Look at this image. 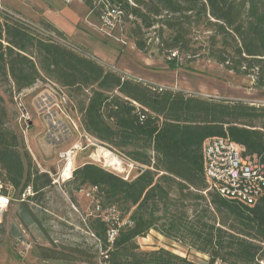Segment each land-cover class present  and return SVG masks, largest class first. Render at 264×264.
Listing matches in <instances>:
<instances>
[{"label": "trees", "instance_id": "obj_1", "mask_svg": "<svg viewBox=\"0 0 264 264\" xmlns=\"http://www.w3.org/2000/svg\"><path fill=\"white\" fill-rule=\"evenodd\" d=\"M132 1L110 0L112 12L134 18L131 36L138 50L146 51L143 31L158 27L160 46L176 67L174 53L193 51V33L206 29L203 56L226 71L252 77L255 88L264 89V0ZM84 3L101 16L94 0ZM37 25L63 42L0 16V78L19 96L41 80L68 92L70 99L86 94L87 102L79 103L81 129L142 167L134 179L125 180L101 166L85 164L77 166L67 182L72 201L77 192L95 190L98 214L88 228L100 243L102 262L199 264L166 249L142 251L137 240L157 231L179 242L189 238L197 252L209 257L207 264L264 263V193L253 206L215 191L204 194L209 189L207 141L228 137L247 155L264 161V106L190 95L123 76L79 54L52 24ZM8 119L0 94V197H9L10 189L20 195L34 191L19 213L27 229L36 222L30 202L38 201L37 195L53 181L33 166L23 138L7 127ZM114 229L118 234L111 243ZM0 230L6 232L1 221ZM12 235L18 236L17 230ZM41 250L45 260L92 264L85 251Z\"/></svg>", "mask_w": 264, "mask_h": 264}, {"label": "rangeland", "instance_id": "obj_2", "mask_svg": "<svg viewBox=\"0 0 264 264\" xmlns=\"http://www.w3.org/2000/svg\"><path fill=\"white\" fill-rule=\"evenodd\" d=\"M94 4L101 16L96 17L91 13L88 19L87 25L93 32L91 39L85 45L69 41L79 54L123 76L153 86L205 98L244 101L258 107L264 106V89H256L252 77L226 71L215 61L203 56L209 37L206 29L193 33V51L187 54L174 53L177 57L176 67H172L168 62L169 54L160 46L158 27L143 31L147 47L142 52L131 36L134 18L126 20L121 13L112 12L110 0H94ZM60 90L62 89L41 80L36 87L19 96L13 94L11 86L0 78V94L5 99L9 113L7 127L23 138L33 166L41 174H48L54 183L63 168L60 153L77 146L79 150L75 153V167L96 164L125 179L128 176L129 179H134L140 171L131 173V160L101 144L81 129L79 103L87 102V95L70 99L68 92L63 91L66 92L69 103L61 105V99L56 94H61ZM57 105H60L65 115L57 109ZM25 111L31 121L26 122L22 118ZM103 151L117 157L122 163L121 168L111 166L103 156ZM68 189L67 183L53 184L37 195L38 201L29 204L36 222L30 223L27 229L21 226L19 213L23 202L34 196V191L28 189L25 194L20 195L15 190H9L10 203L4 213L0 214V221L6 231L3 234L0 230V264H88L42 259V248L63 253L85 251L89 253L92 264H104L100 257V243L88 228L89 221L98 214L94 211L95 190L87 188L77 192L72 201L67 193ZM3 205L4 201H1L0 208ZM188 215L192 216V209L188 210ZM103 216L111 218L107 213ZM13 229L17 230L18 236L12 235ZM137 242L142 251L166 249L199 264H207L209 260L207 255L197 252L191 246L189 238H182L179 242L173 238L168 239L157 231H151L146 238H139Z\"/></svg>", "mask_w": 264, "mask_h": 264}, {"label": "built area", "instance_id": "obj_3", "mask_svg": "<svg viewBox=\"0 0 264 264\" xmlns=\"http://www.w3.org/2000/svg\"><path fill=\"white\" fill-rule=\"evenodd\" d=\"M64 1L70 3L73 0ZM0 16L9 17L15 21L25 23L31 26L38 33L47 37H52L61 43L63 42L53 33L47 32L36 23L30 22L22 17L8 12L1 4ZM50 85L56 87L53 84ZM161 88L167 89L164 87ZM29 91L30 90L26 92ZM60 93L61 94L56 93L61 99L60 104L63 103V105H68L69 102L65 93L62 90H60ZM57 109L65 115V112L60 105H57ZM22 118L25 119L26 122L31 121V117L26 111L23 112ZM77 150H79V147L75 146L71 150L60 153L59 158L61 163H63V168L58 174L57 179L54 180L53 184L67 183L73 178V174L76 170V167L74 166V158ZM245 152L246 151L243 147L235 144L228 137L212 139L205 143V174L209 185V189L204 193L205 195L209 191H215L224 198L237 200L249 206L256 204L257 200L264 193V161L257 155H247ZM141 169L142 167L140 165L132 162L131 173L135 170L140 171ZM125 180H130L129 176ZM2 188V183L0 181V193ZM0 200L4 201L3 207L0 208V214H3L4 210L10 203V198L0 197ZM117 234L118 230L115 229L110 232L109 241L111 243L115 241ZM216 264L222 263L218 261Z\"/></svg>", "mask_w": 264, "mask_h": 264}, {"label": "crops", "instance_id": "obj_4", "mask_svg": "<svg viewBox=\"0 0 264 264\" xmlns=\"http://www.w3.org/2000/svg\"><path fill=\"white\" fill-rule=\"evenodd\" d=\"M0 4L8 12L30 22L52 24L75 44L85 45L91 39L93 32L87 25L91 12L80 0L78 3H65L63 0H0Z\"/></svg>", "mask_w": 264, "mask_h": 264}, {"label": "bare ground", "instance_id": "obj_5", "mask_svg": "<svg viewBox=\"0 0 264 264\" xmlns=\"http://www.w3.org/2000/svg\"><path fill=\"white\" fill-rule=\"evenodd\" d=\"M102 154H103V156L106 158V159H108V162H109V164L111 165V166H114L115 167V169H116V167L117 168H121V164H120V162L114 157V156H112V154L111 153H109V152H102ZM1 201L2 200H0V204H1Z\"/></svg>", "mask_w": 264, "mask_h": 264}]
</instances>
